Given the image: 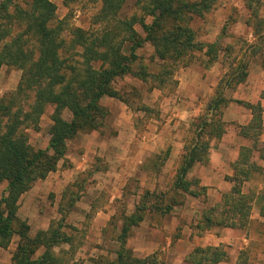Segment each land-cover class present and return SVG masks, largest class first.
I'll use <instances>...</instances> for the list:
<instances>
[{
  "label": "trees",
  "instance_id": "trees-1",
  "mask_svg": "<svg viewBox=\"0 0 264 264\" xmlns=\"http://www.w3.org/2000/svg\"><path fill=\"white\" fill-rule=\"evenodd\" d=\"M95 1L100 4V9L92 15L90 29L75 28L71 31L74 37L67 38L70 37L71 24L68 18H57L56 6L50 0H25V7L13 0H0V45L10 39L0 46V67L13 66L22 72L14 99L27 91L34 93V99L25 112L20 107L17 110L0 107V119L6 120L0 135V184H6L0 196V248L6 249L11 238L14 235L18 237L11 264H71L77 250L72 234L62 232L61 222L56 229L41 230L29 237V226L17 216L19 199L35 181L56 170L57 162L67 150V142L77 133L97 131L104 126L108 112L100 104L103 98L127 103L114 88L117 79L131 76L143 83L152 82L153 88H163L168 79L165 67L152 74L136 54L146 43L153 48L154 57L163 61L166 58L176 60L205 49L208 64L218 61L220 53H223L230 66L235 65L220 80L204 112L189 124L191 130H188L182 161L176 173L177 189L184 183L194 163L207 162L211 141L219 140L224 132L225 125L220 118L228 103L224 94L227 89L245 82L247 77V55L242 54L237 60L241 48L236 51L233 45H227L221 49L216 42L201 45L189 27L194 17L203 18L214 0H138L136 11L123 19L119 13L126 0ZM242 1L255 17L264 2ZM137 24L145 33L144 39L134 29ZM15 27H20L22 32L13 33ZM260 37L264 40V35ZM26 40L34 42L38 57L34 58L27 49ZM238 41L242 42L241 39ZM125 42L131 43L128 56L122 52ZM256 45L245 42L244 48L250 51ZM255 51L253 49L252 54ZM96 63H100L98 68L94 67ZM46 107L53 108L48 146L34 150L27 145L20 131L29 127L28 122L36 126ZM248 108L255 114L258 111L257 107ZM65 110L72 114L69 120L61 115ZM194 128L195 131L192 130ZM259 129V117L255 116L241 134L255 139ZM249 158V152L243 149L234 167V176L230 178L235 182V188L223 195L222 203L203 211L200 218L205 229L198 232L199 237L215 226L231 229L246 226L251 210L250 199L241 194L240 184L256 170ZM193 182L198 186L197 181ZM192 195L198 196L196 193ZM144 197L143 202L148 203L153 198L161 200L163 196L145 192ZM78 200V197H71L70 208ZM146 207L144 203H138L129 216H122L126 222L123 221L115 236L118 248L114 251L115 259L108 264H164L136 259L130 248L125 246L131 229L142 222L140 214L145 213ZM154 209L165 215L170 212L171 205ZM63 245L68 249H59L60 253L67 255L62 263L55 249ZM39 250H42L41 254L35 257ZM225 255L222 246L199 247L187 257L186 264H217Z\"/></svg>",
  "mask_w": 264,
  "mask_h": 264
},
{
  "label": "rangeland",
  "instance_id": "rangeland-1",
  "mask_svg": "<svg viewBox=\"0 0 264 264\" xmlns=\"http://www.w3.org/2000/svg\"><path fill=\"white\" fill-rule=\"evenodd\" d=\"M13 1L21 7L26 6L25 0ZM52 1L56 5L57 17L68 18L71 24L69 27L71 30L68 31L70 37L67 38L74 37L71 31L79 26L87 28L89 19L100 9V4L95 0ZM137 1L129 0L123 15L129 13L133 6L134 13ZM257 11L258 14L255 17L251 10L244 6L242 0H214L203 18L194 17L189 27L194 31L197 43L203 41L205 37H217L216 42L221 49H225L227 45H233L234 50L238 51L240 48L243 50L245 41H238L244 37L242 30L238 27L235 31L234 28L240 22L243 27L249 28L257 36L264 35V29H262L264 2ZM210 23L212 26L209 33H206L205 26ZM137 30L140 31V28L138 27ZM18 31L22 32V29L15 27L13 33ZM225 38H231L229 44L224 42ZM9 40H5L0 46L2 47ZM25 44L33 53V57H38L34 42L26 40ZM263 48L259 44L254 46L248 51V56L255 57L259 52L260 57L257 56L256 60L260 63L264 62ZM253 49H256L254 54H252ZM204 51L205 49L195 51L176 60L166 58L165 61L156 59L153 48L148 44L136 52L150 73L156 74L162 66L165 67L168 73L167 82L162 85L161 90L153 88L152 82L143 83L131 76H125L114 82V88L127 103L124 104L117 99H102L100 104L108 112L104 126L97 131L77 133L75 138L67 142V150L57 162L56 170L47 174L44 179L35 181L23 194L27 196H24L22 201L20 199L23 195H21L17 216L29 226V237L32 238L41 230L56 229L62 222V232L72 234L74 243L77 245L72 264H108L115 259L114 251L118 248V244L114 241L115 236L123 221L126 222L122 216H129L135 210V205L144 203L147 207L145 213L140 214L143 216L142 222L157 225L158 231L162 230V227H167L168 232L165 234L164 242L153 251L150 247L148 251L134 252L133 229L138 228V231H141V222L131 229L125 246L130 248L136 259H150L164 264H186L187 257L200 247L192 245L189 241L199 237L198 232L205 229L201 222V214L209 207L223 201L222 193L217 197L215 204H208L209 188L201 185V182L208 183L209 180L208 172L203 170L207 162L194 163L187 172L184 183L178 189L175 187L177 168L182 161L188 130H191L189 124L196 121L204 109L203 106L197 105L200 99L195 100L191 97L193 92L189 93L191 96L179 95L175 84L179 82V78H187V82L191 84L193 82L191 80L193 77L190 78L191 73H199L204 63L208 67L211 66L207 63V58H202ZM75 59L80 60L77 57ZM223 60L225 55L220 53L216 63L222 64ZM94 67L98 65L94 64ZM217 67H219L218 72L221 71L219 75L221 77L222 67L220 65ZM21 75L22 72L16 67H0V107L8 106L13 110L20 107L23 112L28 110L29 104L34 99L32 91L20 94L14 99ZM243 92L244 90L239 89L229 94V97L231 99L241 97ZM52 113L53 108L46 107L36 126L28 122L29 127L21 128L20 132L24 135L25 142L34 150L45 149L48 146L49 132L53 125L50 118ZM61 115L65 120H69L72 114L65 110ZM5 123V119H0V135L4 131ZM225 128L227 134L223 141L227 142L238 129L233 123L225 124ZM182 140L183 147L178 154H175ZM211 143L214 148L219 144L215 140ZM208 157L209 154H207ZM83 161H86L83 169L72 171ZM236 164L237 161H233L231 167H235ZM193 181H197L198 186ZM5 186V183L0 184V196ZM145 192L163 197L161 200L153 198L145 203L143 202ZM193 193L198 196L194 197ZM27 197L30 200H27ZM71 197L79 199L73 208L69 206ZM113 197L115 200L110 202ZM166 205H171L168 214L162 215L160 211L154 209ZM252 227L258 230L259 226L253 224ZM214 228L222 229L223 227L215 226ZM204 234L206 232L200 237ZM241 234L244 235V232ZM245 236L256 239L258 248L255 250L258 262L255 264H264L263 241H260L258 234L254 232ZM150 237L153 241H162L157 231H152ZM178 240L180 242H177ZM166 241L170 243L168 247ZM18 242V237L14 235L7 249H3L6 254L1 251L2 256L4 254L7 257L10 256V264ZM9 247L14 250L11 251L12 248ZM59 249L66 251L68 246L63 245L55 249V254L63 263L67 255L60 253ZM41 251L39 250L35 257H38ZM246 254L241 252L239 260L244 262Z\"/></svg>",
  "mask_w": 264,
  "mask_h": 264
},
{
  "label": "crops",
  "instance_id": "crops-1",
  "mask_svg": "<svg viewBox=\"0 0 264 264\" xmlns=\"http://www.w3.org/2000/svg\"><path fill=\"white\" fill-rule=\"evenodd\" d=\"M50 1L53 3L52 0ZM128 1L129 0L125 1V4L123 5L119 13L120 18L122 19L127 18L133 14L134 6L131 8L129 13L123 15ZM238 8L240 9L241 7L239 6ZM59 18L61 20V18L63 17ZM90 26L91 19H89L87 28H82L81 26H79L78 28L88 31L90 29ZM211 26V23L208 26L206 25L204 31L206 33H209ZM138 27L140 28V31L137 30ZM238 27L241 28V33L244 35V37L240 38L242 41H245L248 45L259 44L261 48L264 47V40H262V37L257 36V34L253 33V31L249 28L243 27L240 22L239 24H237V26H235V31L238 30ZM134 29L138 32L139 36L142 39L145 38V33L138 24L134 26ZM262 29H264V24L262 26ZM216 41L217 37H205V39H203L200 44L205 45L215 43ZM230 41L231 38L224 39V42L227 44H229L228 42ZM122 52L126 56L130 55L131 43L125 42L123 44ZM242 54H245L248 57L246 80L245 82L237 85L234 88L227 89L224 97L228 100V103L222 110L220 116L221 121L224 123V125L227 123H233L237 125L238 130L231 135V139L229 141L225 142L223 140L227 133L224 126L223 134L221 135L219 140H216L219 143L218 146L214 148L211 143L208 153L209 157L207 160V165L206 167H203V170H206L209 174V180L208 183L201 182V185L209 188V205L215 204L217 201V197L220 194L223 193V195H225L232 192L235 188V182L230 179L234 175V167H231V163L233 161L238 162L242 150H247L250 155V164L256 167V170L251 174L249 179L243 180L242 184H240L241 194L250 199L249 205L251 207V210L249 214V220L246 226L239 231H233L231 228L226 227H223L222 229H216L213 227L202 237L193 238L191 241H189V243H191L192 245L200 246L202 248L222 246L226 255L224 259L217 264H252L253 262L255 264L256 262H258V260L256 259L257 255L255 250L256 248H258V245L255 243L256 239L254 237H252V239L246 237L245 235L247 234L251 235L253 232L258 234L260 241H263L262 245L264 244V62L260 63L256 60V58H258L257 56L260 57L259 52L255 57H249V52L246 49H243L240 52L237 60L240 58V56L242 57ZM202 58H207L204 53L202 55ZM223 61L224 62L222 64H217L216 62L218 61H216L214 62L215 64L212 63L213 65L209 64L211 65L209 67L204 63L201 66V69H199V73H191L190 78L193 77L191 79L193 81L191 84H189L190 82H187V78H179V82L175 84L176 92L179 95L181 94V96H188L189 93L193 92L192 96H189L193 97L195 100L200 99L197 102V105L199 107L203 106L204 109L202 110V112H204L209 101L214 97L215 89L219 85L220 80L230 72V69L232 67L235 66H230V63L226 61V58ZM96 65L99 66L100 63H96ZM218 65L222 67L223 75L221 77H219L221 71L219 70L218 72L217 70L219 68L217 67ZM182 79L183 81H181ZM239 89L244 90L243 96L231 99L229 97V94ZM248 106L257 107L258 111L256 112V114L252 113ZM255 116L259 117L260 125V129L255 134V139L243 136L241 134L243 128L247 127ZM182 147L183 140L181 146L177 147V149L175 150V154H178ZM83 162L81 165H78V167L76 166L75 169H72V171L83 169L84 165H86V161ZM24 196H27V194L21 197V201ZM27 198V200H30L29 197ZM112 200H115V197H113L110 202ZM21 201H19V203ZM103 215L106 216L105 214ZM102 221L104 222V219ZM253 224H257V226H259L258 230L252 227ZM141 226V231H138V228L133 229V251H148V248L150 247L151 251L157 249L158 246L164 242L165 234L168 232V228L162 227V230L158 231L157 225H148L144 221L142 222ZM152 231H157L160 233L162 237L161 242H156L151 239L150 234L152 233ZM242 232H244V235L241 234ZM177 242H180V240H178ZM169 244L170 243H167V247L169 246ZM13 250L14 249L12 248L11 251ZM1 251L5 253V250L0 248V264H10V256L7 257L5 255L6 253L2 256ZM241 252L247 253L244 262L239 260V254ZM254 259L256 260L253 261Z\"/></svg>",
  "mask_w": 264,
  "mask_h": 264
}]
</instances>
